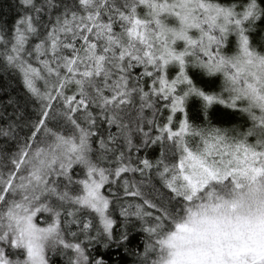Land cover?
<instances>
[{"label": "snow or ice", "instance_id": "obj_1", "mask_svg": "<svg viewBox=\"0 0 264 264\" xmlns=\"http://www.w3.org/2000/svg\"><path fill=\"white\" fill-rule=\"evenodd\" d=\"M10 10L0 264H106L85 241L132 257L111 264H264V0Z\"/></svg>", "mask_w": 264, "mask_h": 264}, {"label": "trees", "instance_id": "obj_2", "mask_svg": "<svg viewBox=\"0 0 264 264\" xmlns=\"http://www.w3.org/2000/svg\"><path fill=\"white\" fill-rule=\"evenodd\" d=\"M13 3L14 0H0V22L6 21L8 24H11L13 22V18L16 15L15 10H10V5H12ZM20 92V85L14 80V78L11 77V75H9L8 77H4L3 74L0 73V128L7 127L8 124H13V122L16 120V116L14 114V109L16 106L14 104L8 105L7 101L9 97L17 98L20 95ZM28 111H32L31 107H29ZM224 111V109L220 108L221 113H223ZM225 119L228 118L225 117ZM232 119L238 120V118ZM225 126L228 125L226 124ZM17 132H19V129H17ZM112 218L117 221V223L114 225V230L118 233L121 227L119 208H116L115 212L112 213ZM72 227L75 230V225H73ZM90 234L95 235L94 227L91 230ZM142 235V233L133 231L132 236L130 237L131 243L129 246L135 248L137 245H139L140 247L138 250L142 251ZM83 246L86 249V254H88L90 258H102L106 261V264H111L114 259H118L119 256L125 255L123 249L117 250L114 246L110 247L109 249H104L100 244H97L94 241L92 243H88L87 241H85ZM125 259L130 262L132 260V257L125 255ZM54 261L55 264H63L58 256L54 258Z\"/></svg>", "mask_w": 264, "mask_h": 264}, {"label": "rangeland", "instance_id": "obj_3", "mask_svg": "<svg viewBox=\"0 0 264 264\" xmlns=\"http://www.w3.org/2000/svg\"><path fill=\"white\" fill-rule=\"evenodd\" d=\"M221 2H227V0H221ZM221 109H223V108H221ZM228 126H230V125H228Z\"/></svg>", "mask_w": 264, "mask_h": 264}]
</instances>
